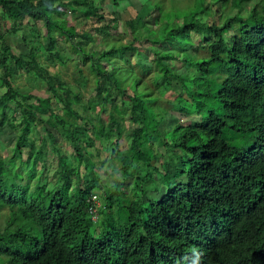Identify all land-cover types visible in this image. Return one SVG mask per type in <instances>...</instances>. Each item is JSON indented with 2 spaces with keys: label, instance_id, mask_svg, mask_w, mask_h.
I'll use <instances>...</instances> for the list:
<instances>
[{
  "label": "trees",
  "instance_id": "obj_1",
  "mask_svg": "<svg viewBox=\"0 0 264 264\" xmlns=\"http://www.w3.org/2000/svg\"><path fill=\"white\" fill-rule=\"evenodd\" d=\"M235 1L254 0H219ZM145 2L147 15L123 21L102 11L105 0H0V146L10 144L0 180L15 177L0 198V264H264V0L222 27L202 20L203 7L175 14ZM46 59L73 62L72 81ZM24 76L46 97L20 93ZM48 129L68 147L51 138L50 178ZM96 143L106 175L118 165L130 188L104 183ZM13 154L34 172L14 176Z\"/></svg>",
  "mask_w": 264,
  "mask_h": 264
},
{
  "label": "rangeland",
  "instance_id": "obj_2",
  "mask_svg": "<svg viewBox=\"0 0 264 264\" xmlns=\"http://www.w3.org/2000/svg\"><path fill=\"white\" fill-rule=\"evenodd\" d=\"M113 1L114 0H105V4L107 5V7H104V9L102 11H108L110 9H116V10H120L122 12V19L123 21H128L130 19H135V17H137L139 15V18L142 19V17L144 15H147L151 9V5H149L148 3H142L143 0H141L139 2V0H128V1H123V0H116L120 3V6L118 8L113 7ZM154 1H158V0H154ZM162 4H159V8L162 7V11L164 13L166 12H172V13H180V14H185V12H194L195 10L198 11L201 7L204 8L205 12H204V18H202V20L206 23H214L215 25H217L218 27H222L225 26L230 20L231 18H237L242 10V8H248L249 10L253 8L254 6V1H250V2H245V1H235V2H231L228 4H220L219 0H160ZM149 2V1H147ZM141 3L143 4V6H141ZM151 4V2H149ZM246 10H243L242 14H245ZM32 23L30 19L26 18L24 23ZM91 25H88L87 27L90 28ZM155 27V26H154ZM38 28L42 31L43 34H47V30L46 27H42V25L40 24L38 26ZM125 30V24L121 23L119 31L121 33H123ZM236 32L235 30L231 29L228 31L229 35H232V33ZM191 36H193V34H191ZM124 39H130L129 35L124 34L123 35ZM194 39H196L195 41H197L198 39L195 37ZM7 41H9V39H7ZM96 47H101L102 43L100 40H97L96 43ZM10 46L12 47V50L14 53H24L26 51L25 46L22 44H15V43H10ZM45 63L48 65L49 71L52 73H59L62 75L63 79L67 82H71L72 81V75L71 72H73L75 70L73 62L70 63L67 67L62 66L59 61H57L56 63H53L52 60H45ZM65 68L69 69L66 70ZM85 75L89 76L91 78V80L89 81L88 84H86V91L83 92V97L86 100L90 95H93V87H94V83L92 81V76L89 75L88 73H85ZM33 82H35V80L31 81L29 80L27 77H22L19 81H18V86L16 88L20 89V93L23 92V88L25 87L27 90L32 91L33 94L40 96V97H46V94L44 92V90H40L44 87L42 86H33ZM74 83V81H73ZM34 87V89H30L31 87ZM15 88V89H16ZM82 97V98H83ZM167 97H171L173 98V96L171 94H169ZM72 110L76 113H78L80 116L82 117H86V116H91V113L89 111H87L82 105H75L73 106ZM63 113H61L62 115ZM63 116V115H62ZM181 117V116H180ZM182 120L186 123L189 124V122H196L198 120V117H196L195 115H191L188 117H181ZM50 133L53 135L56 144L61 147L62 152L68 153V147L67 145L64 144L62 138L58 135V133L55 130L49 129ZM240 134H237V138H239ZM236 141L238 142V144H242V141H240V139H236ZM7 147H10L9 143L5 144ZM246 145V144H245ZM121 147L122 148H126L127 147V142L126 140H122L121 141ZM44 160L41 162V167L45 168V175L47 177L50 178V173L48 171V168H52L55 169L56 168V157L55 155L51 152L50 147H46L44 150ZM92 155L95 158V154L99 153L100 156L98 157L99 161H106L105 165L103 167H101L99 169V173L101 174L100 177L104 180V183H109V185H114L116 183H120V181H123V188H130L131 184L129 182V180H124L120 173H119V169L120 167L118 165H114V171H113V175L112 177H109L108 175H106L107 173H110V170L108 169V158H107V154H105L102 149L100 148L99 144L96 143L95 149L91 151ZM9 154V149L8 148H4V149H0V158L1 157H6ZM175 157V156H174ZM107 159V160H106ZM9 161L12 163L13 168L12 171L14 172V176L15 174L19 175L20 178V174L21 171L23 169H26L30 172H34L33 169V163H29V165H25L24 163H22V161L20 160V158L18 156H15L13 154L12 157H10ZM177 162V161H176ZM31 177V176H30ZM27 178V176H26ZM17 179V178H16ZM15 180L14 178H2L0 180V198L5 195V196H9L8 193H4L5 190L7 188H9L12 185V181ZM22 183H25V181H22ZM151 184L149 183L148 185H146L144 187V189L147 191L152 190ZM103 192V191H100ZM34 195L36 194L35 192H32ZM131 194V193H129ZM142 193H138V195H141ZM148 197H150L149 195H147ZM129 201V200H127ZM1 203V201H0ZM123 205H126L125 202H123ZM9 222V215L7 213L6 210H4L2 207H0V231L5 230L6 225H8L7 223ZM15 229V227H12L11 230ZM1 263H3L4 261L1 260Z\"/></svg>",
  "mask_w": 264,
  "mask_h": 264
},
{
  "label": "clouds",
  "instance_id": "obj_3",
  "mask_svg": "<svg viewBox=\"0 0 264 264\" xmlns=\"http://www.w3.org/2000/svg\"><path fill=\"white\" fill-rule=\"evenodd\" d=\"M58 133V132H57ZM58 135L60 136V134L58 133ZM53 137V135L50 133V130L48 129V133L46 135V143H47V146L50 147L51 145V138ZM5 147V144H3V146H0V149H4ZM9 156V154L6 156V158ZM124 180H128V179H124ZM130 182V180H129ZM131 184V182H130ZM100 191H103V192H100ZM100 191H95L90 200H89V203L91 204L90 207H93L90 209V215H91V221H96L97 220V216H96V210L99 209V208H102L103 207V203H104V190L101 189ZM93 197H95V199H93Z\"/></svg>",
  "mask_w": 264,
  "mask_h": 264
},
{
  "label": "built area",
  "instance_id": "obj_4",
  "mask_svg": "<svg viewBox=\"0 0 264 264\" xmlns=\"http://www.w3.org/2000/svg\"><path fill=\"white\" fill-rule=\"evenodd\" d=\"M93 199H95V197H93Z\"/></svg>",
  "mask_w": 264,
  "mask_h": 264
}]
</instances>
